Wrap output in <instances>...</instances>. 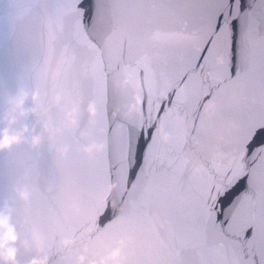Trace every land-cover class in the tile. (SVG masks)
<instances>
[{
    "label": "snow or ice",
    "instance_id": "1",
    "mask_svg": "<svg viewBox=\"0 0 264 264\" xmlns=\"http://www.w3.org/2000/svg\"><path fill=\"white\" fill-rule=\"evenodd\" d=\"M232 5L227 0L226 13L203 7L194 30L187 22L183 30H165L150 15L158 5L124 0L120 9L127 17L122 27H103L94 34L84 0H48L54 19L49 21L45 63L35 58L39 69L35 80L25 67L13 75L17 83L29 79V87L35 83L43 90L41 104L50 123L63 109L45 103L49 74L53 90H65L69 103L79 106L91 100L95 106V117L77 127L84 129L83 142L99 143L102 150L85 156L79 153L80 141L70 144L77 172L71 188L64 189L83 205L88 222L98 231L94 249L123 240L125 264H264V147L252 153L251 167L248 158L250 141L264 132V45L259 51L248 49L246 62L241 47V63L232 67L235 35L229 26L234 32L240 0L235 12ZM73 9L76 14L66 23L65 15ZM245 19L242 40H249L259 23L253 12ZM225 30L227 36L221 39ZM57 39L62 40L59 55ZM182 45L181 55L174 57ZM217 56L222 64L215 62ZM77 59L87 87L79 78L69 86ZM110 77L126 78L129 87L113 92ZM244 81V102H230L228 88ZM4 83L2 73L0 94ZM257 84L259 105L254 99ZM133 92L140 102L136 114L110 129L109 94L124 99ZM226 112L229 119L224 122ZM146 128L154 131L141 166L138 136ZM212 144L215 154L208 160ZM137 167L140 171L129 188L130 174ZM241 176L249 178V190L227 213L225 228L218 223V198ZM52 181L55 184L54 172ZM114 182L120 212L101 228L97 220L102 212L93 214L90 206L101 203L105 210L106 193Z\"/></svg>",
    "mask_w": 264,
    "mask_h": 264
},
{
    "label": "water",
    "instance_id": "2",
    "mask_svg": "<svg viewBox=\"0 0 264 264\" xmlns=\"http://www.w3.org/2000/svg\"><path fill=\"white\" fill-rule=\"evenodd\" d=\"M123 2L124 0H84L85 8L90 10L89 26L93 19L91 30L94 34L103 27H122L127 17V13H122L120 9ZM136 2L158 5L154 12L150 11V15L156 26L165 30H183L185 22L190 30H194L195 18L205 6L227 12V0H136ZM232 3L235 12L236 0H232ZM240 3V18H236L234 32L229 26V33L235 35L233 68L241 63V47L244 49L242 58L246 62L248 49L259 51L264 45V0H240ZM250 12H253L259 27L251 34L249 40H242V31L247 24L245 15ZM73 14H76L74 9L65 15L66 23ZM50 19H54V13L48 7V0H0V74L4 73L5 79L3 92L0 94V130L7 129L9 134L20 136L19 143L0 150V215L7 217L8 226L13 229L15 235V242L7 246L15 248L14 264H29L33 259H43L45 264H81L78 258L82 255L85 257L82 264L93 262L100 264L103 257L117 248L120 249L119 264H125L122 255L125 242L118 240L110 246L94 249L98 231L88 222L83 205L74 196L64 193V189L71 188L77 172V162L71 161L75 154L70 144L80 141L79 153L85 156L102 150L99 143L83 142L84 129L77 127L79 122L91 121L95 117L94 104L91 100L79 106L69 103L65 90L59 87L53 90L49 74L45 103L63 109L59 118L50 123L48 114L41 104L43 90L35 83L29 87V79H25L24 83H17L13 75L19 68L25 67L32 70L33 80L37 78L39 69L35 64V58L39 56L41 65L45 63ZM226 36L227 30L222 33L221 39ZM61 45V39L54 43L57 55ZM183 47L182 45L175 51L174 57L178 58L181 55ZM215 62L222 64L224 61L221 56H217ZM70 73L72 79L69 86H73L75 80L79 78L83 81L82 86L87 87V81L80 71L79 59L73 62ZM232 75L234 78L235 73ZM246 83L247 81H244L236 87L228 88L227 96L230 102H244ZM111 87L113 92L123 91L129 87V83L126 78L111 79ZM21 98L23 103L17 107V101ZM208 99L204 101L205 104ZM254 99L259 105L258 84ZM136 100L134 92L124 99H117L109 94L107 116L110 129L136 114L135 110H130V107L136 105ZM144 107L146 111V94ZM200 111H204L203 105ZM228 119L229 115L226 112L223 120L227 122ZM196 123H199L198 118ZM153 131L154 128H146L139 132L138 139L143 149L140 155L141 166L143 153L151 142ZM37 137L39 142L34 144L33 140ZM250 144L249 167L252 166V153L264 147V132L254 136ZM187 150H192L191 140L188 142ZM214 154L215 144L209 145L208 160H211ZM200 158L203 159V153ZM139 171L137 167L135 172L130 174L129 188L132 182H135ZM53 172L55 184L52 181ZM248 190L249 178L241 176L226 194L218 198V223L227 227L224 224L228 218L227 213ZM106 199L108 206L105 210L101 203L90 206L93 214L102 212L97 220L101 228L120 212V196L115 182L108 189ZM70 228L78 230L72 231ZM68 241L70 243H66Z\"/></svg>",
    "mask_w": 264,
    "mask_h": 264
},
{
    "label": "clouds",
    "instance_id": "3",
    "mask_svg": "<svg viewBox=\"0 0 264 264\" xmlns=\"http://www.w3.org/2000/svg\"><path fill=\"white\" fill-rule=\"evenodd\" d=\"M23 103V98L17 101V107ZM139 100H136V105L130 107V110H135V107H138ZM91 111V108L89 109ZM22 114V113H21ZM166 139V137L164 138ZM20 136L19 134H9L7 129L0 130V150H5L10 148L13 144L19 143ZM39 142V138H35L33 143L36 144ZM15 242V235L13 229L8 226V219L6 216L0 215V264H14L15 262V248L9 247L7 245ZM70 243V241L66 242ZM79 261L82 262L85 260V257L82 255L79 258ZM120 259V249L117 248L107 254L100 260V264H119ZM29 264H45L43 259H33ZM94 264V262H93Z\"/></svg>",
    "mask_w": 264,
    "mask_h": 264
}]
</instances>
